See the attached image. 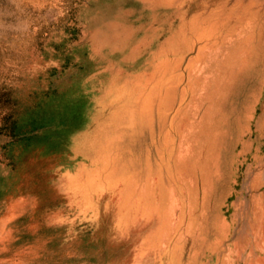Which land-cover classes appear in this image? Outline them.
Returning <instances> with one entry per match:
<instances>
[{
  "label": "rangeland",
  "instance_id": "rangeland-1",
  "mask_svg": "<svg viewBox=\"0 0 264 264\" xmlns=\"http://www.w3.org/2000/svg\"><path fill=\"white\" fill-rule=\"evenodd\" d=\"M211 2L212 31L193 27L152 57L145 44L132 78L148 151L174 115L195 150L176 188L158 165L78 179L59 147L54 103L81 97L95 49L158 31L147 0H0V264H264V0ZM211 35L212 75L195 69L189 101V77L168 74L164 55Z\"/></svg>",
  "mask_w": 264,
  "mask_h": 264
},
{
  "label": "crops",
  "instance_id": "crops-1",
  "mask_svg": "<svg viewBox=\"0 0 264 264\" xmlns=\"http://www.w3.org/2000/svg\"><path fill=\"white\" fill-rule=\"evenodd\" d=\"M147 2L149 11L157 22L155 29L158 31H153L155 34L151 31L145 40L134 36L125 42L126 47L123 50L110 44L95 49L91 67L87 72L89 79L87 84L82 85L81 97L64 100V103H54V114L59 115L62 127L59 147L64 160V172L76 173L73 176L78 179L93 176L100 181L108 173L114 178L134 171L150 172L153 170L151 165H158L164 179L169 182V187L186 186L182 181L187 178L179 173L181 154L187 152L188 158L185 161L190 167L191 157L193 162L195 159V150L191 152L189 148L181 147L180 119L174 115L169 128H162L160 123L161 126L156 129L155 144L151 147L154 151L149 152L143 143L147 135H154L155 132L141 126L142 122L137 118L132 78L144 68L145 44L148 45L147 50L152 57L153 51L160 46L165 47L175 40L180 43L179 35L185 41L189 40L193 27L212 31V2L210 0L202 6L193 0H177L167 7L151 4V0ZM220 26L223 28L222 23ZM191 42L192 45L185 48L180 55L175 56L169 52L164 55L173 63L172 72L168 74L173 77H189L183 82L189 87L188 93L186 92L189 101L193 97L192 91L195 90L191 87V84L195 85L192 77L198 75L195 69L204 66L205 75H212L213 35L205 40ZM190 60H193V66L188 68ZM173 81L172 95L176 96V78ZM149 155H154L155 160H150ZM127 185L126 180H120L114 188Z\"/></svg>",
  "mask_w": 264,
  "mask_h": 264
},
{
  "label": "bare ground",
  "instance_id": "bare-ground-1",
  "mask_svg": "<svg viewBox=\"0 0 264 264\" xmlns=\"http://www.w3.org/2000/svg\"><path fill=\"white\" fill-rule=\"evenodd\" d=\"M37 239V238H36ZM262 250L264 251V248H262ZM255 262V261H254Z\"/></svg>",
  "mask_w": 264,
  "mask_h": 264
}]
</instances>
